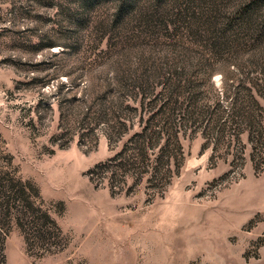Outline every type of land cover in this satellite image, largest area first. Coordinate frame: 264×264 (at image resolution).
<instances>
[{
	"label": "rangeland",
	"instance_id": "374dc122",
	"mask_svg": "<svg viewBox=\"0 0 264 264\" xmlns=\"http://www.w3.org/2000/svg\"><path fill=\"white\" fill-rule=\"evenodd\" d=\"M137 1L0 0V264H264V0Z\"/></svg>",
	"mask_w": 264,
	"mask_h": 264
},
{
	"label": "trees",
	"instance_id": "16d2710c",
	"mask_svg": "<svg viewBox=\"0 0 264 264\" xmlns=\"http://www.w3.org/2000/svg\"><path fill=\"white\" fill-rule=\"evenodd\" d=\"M123 1L124 2L122 4V7L120 8L121 9L120 12H122L123 14H124V12H127V13L134 12L137 9L138 5H139L137 0H123ZM89 4L91 6H93L96 3L94 2V0H89ZM132 14H134V13H132ZM132 17H134V15H132L130 18H132ZM117 20H118L117 17H115L114 21H117ZM150 121H151V118H149L148 120H145L142 117L140 122H141V125H143V128H142L141 132H138L136 134V136H138V138H141V139H148L150 141L153 140L151 142L156 145L157 143L158 144L161 143L160 135L158 136V134H154V133L151 132V134H149V136H148L147 131H148V128L151 126V124H150L151 122Z\"/></svg>",
	"mask_w": 264,
	"mask_h": 264
}]
</instances>
